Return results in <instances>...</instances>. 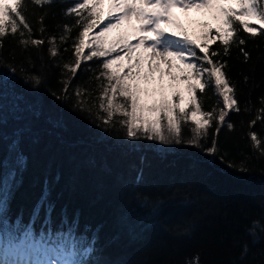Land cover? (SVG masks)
Segmentation results:
<instances>
[{
    "label": "trees",
    "instance_id": "obj_1",
    "mask_svg": "<svg viewBox=\"0 0 264 264\" xmlns=\"http://www.w3.org/2000/svg\"><path fill=\"white\" fill-rule=\"evenodd\" d=\"M71 4L72 0H57L39 8L29 3L25 16L31 38L45 43L25 48L18 31L7 35L0 47V80H12L15 69L14 91L23 97V110L16 112L5 88L0 104V186L6 205L0 235L5 244L10 238L18 242L17 221L21 231L31 224L39 235L47 228L66 230L62 219L75 216L77 235L96 240L91 264H196V257L199 264H264V238L254 244L249 232L254 222L264 225V35L238 32L246 43L230 42L228 56L220 41L210 45V53L221 52L213 62H227L223 71L235 88L239 111H229L218 132V117L213 119L201 147H165L126 139L118 123L109 131L98 126L100 88L95 77L101 59L83 61L75 74L64 68L73 64L72 45L80 30L74 28L67 42L60 43L65 26L75 22L65 15ZM53 36L59 48L55 58L49 55ZM89 51L85 49V55ZM243 52L249 54L247 60ZM27 75L40 76L42 84L33 87ZM66 80L70 84L64 93ZM77 89L87 90L79 100L91 114L77 107ZM197 96L204 112L218 113L223 106L210 87ZM186 111L189 120L181 122V129L188 140L195 125L190 119L193 109ZM18 129L25 130L21 148L28 163L15 186L8 188L7 176L14 167L8 144ZM213 143L215 154L206 155L204 150ZM141 174L142 181L136 183ZM52 176H59L50 198L55 211L50 219L43 212L37 219L33 207L45 179ZM246 244L249 251L242 258Z\"/></svg>",
    "mask_w": 264,
    "mask_h": 264
},
{
    "label": "snow or ice",
    "instance_id": "obj_2",
    "mask_svg": "<svg viewBox=\"0 0 264 264\" xmlns=\"http://www.w3.org/2000/svg\"><path fill=\"white\" fill-rule=\"evenodd\" d=\"M56 2L0 0V47L7 35H16L18 31L23 47L27 48L29 44L43 45V39L31 38L32 28L27 22L25 11L29 3L44 8ZM104 6L105 0H72L65 15H72L75 22L65 26V34L59 38L60 43H65L74 28L80 29L72 45L73 64L64 65L73 74L80 69L83 61L101 59L95 77L100 88V111L96 113L100 121L98 126L109 131L116 128L118 123L125 138L130 141L145 139L165 147L185 143L201 147L200 141L207 137V129L213 119L218 117V132L219 125L226 123L225 117L229 111H239L234 96L235 88L223 71L227 62L219 60L214 63L212 57L220 56L221 52L212 50L210 53V45L220 41L223 55L228 56L230 42L237 45L246 43L237 35L238 32L249 33L252 37L264 35L261 31L264 30V0H107V12ZM176 9L186 14L193 11L204 13L215 22L216 27L213 30L207 21L200 22L199 34L190 35L184 24L174 16ZM250 22L258 27L251 26ZM44 31L41 26L40 32ZM49 43L52 45L49 55L55 58L59 54L57 37H51ZM85 49L90 50L87 55ZM197 49L203 53L202 56L198 55ZM243 55L245 60L249 58L247 52H243ZM163 66H166V71ZM12 75V80H0V104L5 97V88H8L12 107L20 112L23 110V97L14 91L15 69H12ZM165 76L169 79L167 86L164 83ZM25 80L33 87H39L43 82L40 76L34 75H27ZM63 83V91L67 93L70 80ZM181 85L185 86L183 91ZM209 87L222 100L223 106L218 113L215 109L212 112L202 111L198 101L197 93H204ZM86 92V89H77V107L91 114V109H85L79 100L82 93ZM261 103H264V98H261ZM188 107L193 109L190 119L195 128L189 129L192 135L185 140L181 122L189 120ZM30 110L35 114V109ZM117 116L119 120L115 119ZM162 121H166V124ZM2 125L0 120V140ZM227 127L232 128L233 125L228 123ZM24 135L25 130L18 129L8 144L9 153L14 156V167L7 176L8 188L15 186L17 175L27 168V157L21 148ZM250 136L253 141L257 140L255 133ZM216 150L213 143L211 148L204 151L206 155H214ZM142 179V174L138 175L136 183ZM57 183L59 176L45 179L41 195L33 207L35 218L39 219L42 212L47 219L51 218L55 204L50 198ZM5 210L4 187L0 186V222H3ZM61 224L67 226L66 230L63 227L59 231L47 228L37 235L31 224L23 225L21 231L20 221H17L15 231L20 232L18 242L10 238L5 244L0 235V264H91V258L96 253L95 238L89 240L86 236L77 235L78 220L75 216L71 221L67 217L63 218ZM249 232L252 242L259 243L264 237L258 233H264V225L254 222ZM248 251L246 244L242 258ZM196 264H199L198 257Z\"/></svg>",
    "mask_w": 264,
    "mask_h": 264
},
{
    "label": "rangeland",
    "instance_id": "obj_3",
    "mask_svg": "<svg viewBox=\"0 0 264 264\" xmlns=\"http://www.w3.org/2000/svg\"><path fill=\"white\" fill-rule=\"evenodd\" d=\"M104 10H105V12H107V0H105ZM174 16L180 21V23L184 24L185 28L188 29L190 35L199 34V32L201 31V29L199 27L200 22L207 21L208 23H210L212 25L213 30L216 27L215 22L212 21L209 18V16H207L204 13L193 11V12H189V13L186 14L183 11H181L179 9H176V10H174ZM250 24L252 26L255 23L254 22H250ZM98 31H99V29H98ZM125 64H126V61H125ZM163 67L165 68V71H166L167 70L166 66H163ZM156 77H157V84H158V82H159V72L156 73ZM164 83H165V86H167L168 83H169V79H168L167 76H165V78H164ZM152 86H155V85H150L149 87H152ZM184 88H185V86L181 85V90L182 91L184 90ZM170 91L171 90L169 89V93H170ZM188 109H189V107L186 110H188Z\"/></svg>",
    "mask_w": 264,
    "mask_h": 264
}]
</instances>
